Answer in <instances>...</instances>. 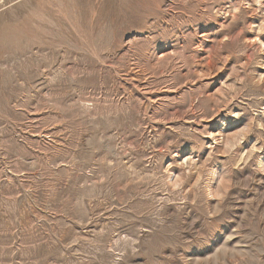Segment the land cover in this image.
Instances as JSON below:
<instances>
[{
    "label": "rangeland",
    "instance_id": "1",
    "mask_svg": "<svg viewBox=\"0 0 264 264\" xmlns=\"http://www.w3.org/2000/svg\"><path fill=\"white\" fill-rule=\"evenodd\" d=\"M0 264H264V0H0Z\"/></svg>",
    "mask_w": 264,
    "mask_h": 264
}]
</instances>
